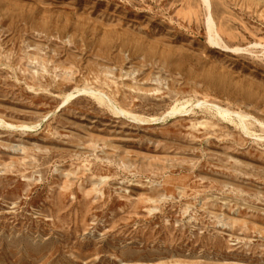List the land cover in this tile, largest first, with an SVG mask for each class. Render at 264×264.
<instances>
[{
  "label": "rangeland",
  "instance_id": "rangeland-1",
  "mask_svg": "<svg viewBox=\"0 0 264 264\" xmlns=\"http://www.w3.org/2000/svg\"><path fill=\"white\" fill-rule=\"evenodd\" d=\"M0 264H264V0H0Z\"/></svg>",
  "mask_w": 264,
  "mask_h": 264
},
{
  "label": "bare ground",
  "instance_id": "bare-ground-1",
  "mask_svg": "<svg viewBox=\"0 0 264 264\" xmlns=\"http://www.w3.org/2000/svg\"><path fill=\"white\" fill-rule=\"evenodd\" d=\"M210 27V26H209ZM209 29H211V27L209 28ZM216 38V37H215ZM217 44V43H216ZM71 97V96H70ZM69 97V98H70ZM72 98V97H71ZM103 99V98H102ZM69 100V99H68ZM102 101V100H101ZM178 111H179V109H177ZM181 112V110L179 111V113ZM222 112V111H221ZM186 113V112H185ZM225 114V113H224ZM222 115H223V113H222ZM227 115V114H226ZM226 117V116H225Z\"/></svg>",
  "mask_w": 264,
  "mask_h": 264
}]
</instances>
